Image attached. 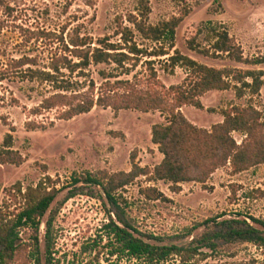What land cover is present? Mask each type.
<instances>
[{"label":"rangeland","instance_id":"obj_1","mask_svg":"<svg viewBox=\"0 0 264 264\" xmlns=\"http://www.w3.org/2000/svg\"><path fill=\"white\" fill-rule=\"evenodd\" d=\"M139 1L0 0V149L6 135L12 133V149L24 160L21 165L0 166V208L6 209L8 191L19 182L25 190L50 175L59 189L42 218L39 246L32 240L34 230L21 228L18 250L5 264H35L36 257L40 264H264V247L230 234L231 228L246 227L237 222L242 220L263 229L255 221L264 222V163L240 173L220 168L205 184L183 183L180 192H173L168 181L140 176L109 199L100 186L76 184L75 177L101 170L129 172L133 156L140 166L154 168L163 155L152 142V126L165 122L162 113L126 109L116 113L96 106L70 120L56 119V110L36 115L34 109L53 90L49 84L17 75L11 64L23 55L37 57L41 66L48 63L51 40L39 38L40 32L66 29V39L76 28L95 39L113 35L116 17L135 12ZM149 1L152 24L181 15L184 7L190 9L176 30V48L183 54L216 68L264 69V64L206 57L187 45L202 27L223 24L242 46L245 57H264V0ZM206 35L207 30L198 40L208 45ZM137 41L141 46H154L140 36ZM161 64L155 67L167 86L181 83L187 75L185 68L176 67L171 74ZM99 69L111 71L112 67L91 68L97 83L101 82ZM136 71H144V65ZM201 101L203 108L181 109L200 127L210 129L222 122V110L231 105L252 104L264 120V86L258 95L242 98L233 89L213 90ZM40 123L46 127L36 128ZM234 137L242 143L245 135L235 132ZM149 187L164 197L148 198ZM19 201L12 203L10 211L21 210L23 200ZM111 223L128 225L137 237L155 245L198 250L188 262L179 255L161 262L135 259L120 251L122 243L108 227Z\"/></svg>","mask_w":264,"mask_h":264},{"label":"trees","instance_id":"obj_2","mask_svg":"<svg viewBox=\"0 0 264 264\" xmlns=\"http://www.w3.org/2000/svg\"><path fill=\"white\" fill-rule=\"evenodd\" d=\"M151 12L150 1L140 0L135 12L116 17L113 35L96 39L81 33L79 28L69 33L68 39L66 29L40 32L39 38L46 36L51 40L48 63L41 66L37 57L28 55L11 61L17 75L49 84L53 90L34 109L36 115L56 110V119L70 120L96 106L111 108L116 113L123 109L162 113L165 122L152 126V142L163 155L154 168L140 166L133 156V168L129 172L101 170L75 177L76 184L100 186L109 199H114L117 190L140 176H147L150 181H168L173 192H180L183 183L205 184L220 168L230 167L233 172L240 173L264 163L263 114L254 105H231L223 109L224 120L210 129L194 124L181 110L184 106L203 108L201 98L213 90L233 89L239 98L258 95L264 86V69L216 68L196 61L178 50L175 43L176 30L190 9L184 7L181 15H173L156 24L150 22ZM206 30L208 45L198 40ZM137 36L151 41L154 46H141ZM187 45L206 57L228 58L249 65L264 64V57H245L242 46L223 24L202 27L195 37L187 40ZM161 62L163 70L171 74L176 67L185 68L186 77L179 84L165 85L155 67ZM140 64L144 65V71H136ZM99 65L112 69H99L101 82L97 83L91 77V68ZM39 127L45 128L46 124L36 125ZM235 132L245 135L242 143L235 139ZM13 142V134L8 133L0 149V166L23 163V157L12 149ZM56 182L46 175L35 186L24 190L19 182L8 191L10 201H5L6 209L0 208V264H5L18 250L21 228L31 227L34 230L32 240L39 246L42 218L59 193ZM145 193L150 199L164 197L154 187L147 188ZM19 199L23 200L21 210L10 211L12 203H20ZM237 222L246 227L231 228L230 234L264 247V222L255 221L263 229L246 220ZM108 227L122 243L120 251L135 259L146 257L150 262H161L179 255L188 262L198 250L149 243L137 237L128 225L120 227L111 223ZM35 261L40 264L38 257Z\"/></svg>","mask_w":264,"mask_h":264},{"label":"crops","instance_id":"obj_3","mask_svg":"<svg viewBox=\"0 0 264 264\" xmlns=\"http://www.w3.org/2000/svg\"><path fill=\"white\" fill-rule=\"evenodd\" d=\"M222 121V120H221Z\"/></svg>","mask_w":264,"mask_h":264}]
</instances>
